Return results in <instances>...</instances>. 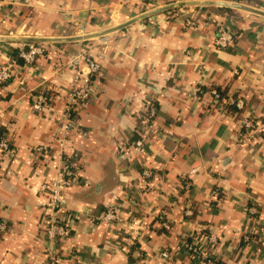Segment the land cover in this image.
Returning a JSON list of instances; mask_svg holds the SVG:
<instances>
[{
  "label": "crops",
  "instance_id": "crops-1",
  "mask_svg": "<svg viewBox=\"0 0 264 264\" xmlns=\"http://www.w3.org/2000/svg\"><path fill=\"white\" fill-rule=\"evenodd\" d=\"M145 1L0 0V37L83 36L194 0ZM170 10L89 40L0 41V71L12 69L0 82V129L14 149L0 151V222L11 226L0 233V264H48V251L61 264H132L140 254L142 264H193L182 240L205 244L209 235L220 264H264V134L244 126L264 122V17L217 6ZM221 27L236 35L227 49L215 43ZM31 45L44 53L19 64L12 49ZM87 56L100 71L90 103L68 129L66 108ZM211 86L243 98L241 115L215 106L211 90L194 95ZM42 93L47 104L36 110ZM151 104L157 115L140 152L133 142ZM66 160L80 172L61 192L72 233L50 244L44 186L59 180ZM144 168L153 172L148 184ZM114 206L126 224L100 220Z\"/></svg>",
  "mask_w": 264,
  "mask_h": 264
},
{
  "label": "built area",
  "instance_id": "built-area-1",
  "mask_svg": "<svg viewBox=\"0 0 264 264\" xmlns=\"http://www.w3.org/2000/svg\"><path fill=\"white\" fill-rule=\"evenodd\" d=\"M4 2L12 0H1ZM217 1H228V0H217ZM230 2V1H229ZM216 45L221 49H227L234 43V38L232 34L224 29L220 28L218 35L215 40ZM44 53V47L38 45H31L24 47L20 51V57L24 60L25 64H32L38 55ZM100 65L90 57H86V70L82 72H77L73 83V87L70 93L68 105L66 108V127L70 129L76 124V120H72V113H81L86 109L87 105L90 103L93 97V84L91 76L99 73ZM12 78V69L10 67H5L0 71V82H7ZM202 93L200 88L194 90V95L199 96ZM211 96L214 102L220 104L221 107L232 104L238 109H243L245 107V101L243 98L234 95L222 96L217 90H212ZM47 104L46 94L42 93L37 96V100L34 103V108L36 110H42ZM148 107V106H147ZM155 108L150 106L149 113L146 115H141L140 120L143 123L142 134L138 137L133 145L140 152H145L146 138L145 129L149 130L153 127V117L155 116ZM245 129L247 131L253 132L255 134H264V122L253 121L248 119L244 123ZM76 132L80 135H84L86 132L82 130L79 126H76ZM122 150V148H121ZM0 151L6 155H12L14 149L10 146L8 140H0ZM79 169L71 161L66 160L62 165V170L59 180L51 183V186H44V190L49 191V200L46 204L47 218L45 219L44 226V238L51 244L56 242V240L62 241L71 236L72 226H70L69 220L61 214L63 212L64 201L61 198L62 189L66 186H71L75 184L79 177ZM141 178L144 184H148L153 178V172L149 169L144 168L141 173ZM187 215H192V211L188 210ZM159 222L162 227L169 230L171 229V221L166 213H160L158 215ZM101 221L111 223V224H126V221L121 215L118 207H111L107 212L100 218ZM11 226L6 222H0V233L9 232ZM260 243L264 247V228L261 230ZM217 245V238L215 235H209L207 237V242L205 244H200L197 237H192L191 239H184L181 243V251L187 254L193 264H217V249L214 248ZM52 248V247H50ZM48 250V249H46ZM48 264H61L62 259L60 256L52 254L48 251ZM160 257L164 261H172L173 255L168 251H161ZM144 261L143 256L140 254L136 262L132 264H142Z\"/></svg>",
  "mask_w": 264,
  "mask_h": 264
},
{
  "label": "water",
  "instance_id": "water-1",
  "mask_svg": "<svg viewBox=\"0 0 264 264\" xmlns=\"http://www.w3.org/2000/svg\"><path fill=\"white\" fill-rule=\"evenodd\" d=\"M189 6H217V7H225V8H232L243 10L246 12H250L253 14H257L259 16L264 17V11L259 10L257 8L249 7L239 3H233L229 1H217V0H194V1H183V2H175L165 6H161L159 8L150 10L145 12L123 24L115 26L113 28H109L107 30L99 31L96 33L86 34L83 36H74V37H65V38H37V37H0V41H20V42H73V41H82V40H89L97 37L106 36L110 33L115 31L122 30L140 20H143L149 16L154 14L167 11L173 8L179 7H189Z\"/></svg>",
  "mask_w": 264,
  "mask_h": 264
},
{
  "label": "trees",
  "instance_id": "trees-1",
  "mask_svg": "<svg viewBox=\"0 0 264 264\" xmlns=\"http://www.w3.org/2000/svg\"><path fill=\"white\" fill-rule=\"evenodd\" d=\"M145 1V0H144ZM228 1H230V2H233V3H239V4H244V5H246V6H249V7H256V8H260L263 4H264V0H228ZM146 2V1H145ZM201 9H203V10H205L206 9V7H204V8H201ZM177 10V9H176ZM226 11H232V10H230V9H225ZM166 13H169V12H172V10H167V11H165ZM231 33V32H230ZM232 34V33H231ZM232 36H233V38H235L236 37V35L234 36L233 34H232ZM20 51L21 50H19V49H16V48H14V49H12V57L19 63V64H23L24 63V60L20 57ZM93 78H94V76H91V80H93ZM201 89V92L202 93H200L199 94V96H202V94L203 93H206V91H212L213 89L214 90H217L219 93H220V95H222V96H226V93H225V91H223V90H221L219 87H213V86H211V87H202V88H200ZM234 97H237V96H234ZM152 105L153 104H151L150 106L152 107ZM214 105L215 106H217L218 107V105H219V103H217V102H214ZM213 105V106H214ZM150 106H148V107H146L145 109H144V115H146V114H148L149 113V108H150ZM154 107V106H153ZM155 108V107H154ZM245 108V107H244ZM244 108L243 109H238L235 105H232V104H229V105H226V106H223V109H226V111H227V113H229V114H231V115H241V112H243L244 111ZM155 116L153 117V119L156 117V115H157V110H156V108H155ZM78 115L75 113V112H73L72 113V117H71V119L72 120H77L78 119V117H77ZM0 140H7V138H6V130L5 129H0ZM143 171V170H142ZM142 173V172H141ZM61 214H64V217L65 216H70V214L69 213H67V212H62ZM217 264H220L218 261H217Z\"/></svg>",
  "mask_w": 264,
  "mask_h": 264
}]
</instances>
